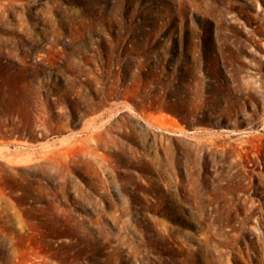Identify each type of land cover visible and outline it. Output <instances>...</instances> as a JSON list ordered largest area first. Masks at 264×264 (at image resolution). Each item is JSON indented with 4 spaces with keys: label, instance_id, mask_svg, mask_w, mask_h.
Segmentation results:
<instances>
[{
    "label": "rangeland",
    "instance_id": "rangeland-1",
    "mask_svg": "<svg viewBox=\"0 0 264 264\" xmlns=\"http://www.w3.org/2000/svg\"><path fill=\"white\" fill-rule=\"evenodd\" d=\"M0 264H264V0H0Z\"/></svg>",
    "mask_w": 264,
    "mask_h": 264
}]
</instances>
